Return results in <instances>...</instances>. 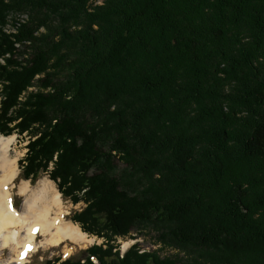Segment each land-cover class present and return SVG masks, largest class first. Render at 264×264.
I'll return each mask as SVG.
<instances>
[{
    "label": "trees",
    "instance_id": "obj_1",
    "mask_svg": "<svg viewBox=\"0 0 264 264\" xmlns=\"http://www.w3.org/2000/svg\"><path fill=\"white\" fill-rule=\"evenodd\" d=\"M88 1L0 0V133L105 238L43 264H264V0Z\"/></svg>",
    "mask_w": 264,
    "mask_h": 264
},
{
    "label": "bare ground",
    "instance_id": "obj_2",
    "mask_svg": "<svg viewBox=\"0 0 264 264\" xmlns=\"http://www.w3.org/2000/svg\"><path fill=\"white\" fill-rule=\"evenodd\" d=\"M14 140L13 135L0 134V245L11 246L17 252L10 263H26L28 259L24 257L37 250V234L46 236L44 244L49 245H59L68 240L79 245L91 241L79 225L62 217V197L57 189L50 188L52 184L46 179L31 192H28L30 182L23 181L18 191L26 194V201L23 209L14 207L15 178L21 172L18 157L10 152Z\"/></svg>",
    "mask_w": 264,
    "mask_h": 264
},
{
    "label": "rangeland",
    "instance_id": "obj_3",
    "mask_svg": "<svg viewBox=\"0 0 264 264\" xmlns=\"http://www.w3.org/2000/svg\"><path fill=\"white\" fill-rule=\"evenodd\" d=\"M98 2H102V0H97ZM25 21V16H22ZM12 20L8 22V25L6 27H8L9 32H16V28L15 26L12 24ZM11 136L13 135L15 137V140L11 146L10 152L13 156H17L18 160L21 158H24L25 156V145L27 144L28 140H27V136L22 134V136H18L17 133H13L10 134ZM19 169L21 171V168L19 166ZM44 179H46L49 184L52 186L50 188L56 190L57 189V184L56 181H53L52 179H50V177L48 176V173L45 174H41V176L36 180L37 182L32 183L30 180H24L22 179V177L20 178L19 176L17 178H15V185H14V191H13V205L18 208L19 210L23 209L24 203L26 201V194H22L20 193L19 190V185L23 184V181H29L31 186H30V190H28V192H31L32 190L35 189V187L40 185V182H42ZM62 200L60 201V208H61V215L65 220H68V217L70 214H72L74 212V210L79 209L81 206H83L82 202L79 203H75L72 204L70 202V200H64L63 196ZM63 212V213H62ZM54 215V214H53ZM71 222V221H70ZM74 224H76L74 222ZM78 225V224H76ZM141 235L138 236V238H133L132 236H128V237H120V236H114V239H110L112 242V244L114 243L116 246L118 245L120 247V250H124L127 248V246L132 245L136 242H139V247L145 250H156V252L160 253L162 256L165 255H170L173 253H176L174 250H172L169 247H165V248H160L159 247V242L156 240V235L153 234L151 231H141ZM37 240L36 242L37 244V250L33 251L26 255V259H28L27 261H25V264H41L42 260H44L46 257L47 258H51V257H58L60 256L62 259H65L69 256L74 255V257L80 256V252L82 251V249L86 248V246L91 245L92 243H101L103 241H105L104 238L100 237H96L93 235H88V233L86 234L89 239H92L91 241H87L82 245L79 244H75L73 242H71L70 240L65 241L63 243H59V245H49V244H44L46 240V236L44 235H40L37 234ZM135 235V234H133ZM113 237V236H112ZM123 252V251H122ZM124 253H121V255H123ZM17 256V252H14V250L12 249V247L7 246L5 244V246H1L0 245V264H13L10 263L12 261V259H14ZM25 259V260H26Z\"/></svg>",
    "mask_w": 264,
    "mask_h": 264
},
{
    "label": "built area",
    "instance_id": "obj_4",
    "mask_svg": "<svg viewBox=\"0 0 264 264\" xmlns=\"http://www.w3.org/2000/svg\"><path fill=\"white\" fill-rule=\"evenodd\" d=\"M88 2H89V5L92 8L93 6H95V4H97V5L103 4L104 1L102 0V2H98V1L92 2L91 0H89ZM5 30H7L9 32L8 27H5Z\"/></svg>",
    "mask_w": 264,
    "mask_h": 264
}]
</instances>
